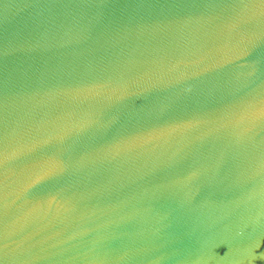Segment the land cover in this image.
Returning <instances> with one entry per match:
<instances>
[{
	"label": "water",
	"instance_id": "95a60500",
	"mask_svg": "<svg viewBox=\"0 0 264 264\" xmlns=\"http://www.w3.org/2000/svg\"><path fill=\"white\" fill-rule=\"evenodd\" d=\"M0 264H264V0H0Z\"/></svg>",
	"mask_w": 264,
	"mask_h": 264
}]
</instances>
